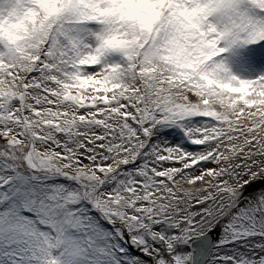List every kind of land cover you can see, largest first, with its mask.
I'll return each instance as SVG.
<instances>
[{
	"label": "snow or ice",
	"instance_id": "6c2138e0",
	"mask_svg": "<svg viewBox=\"0 0 264 264\" xmlns=\"http://www.w3.org/2000/svg\"><path fill=\"white\" fill-rule=\"evenodd\" d=\"M0 264H264V0H0Z\"/></svg>",
	"mask_w": 264,
	"mask_h": 264
}]
</instances>
